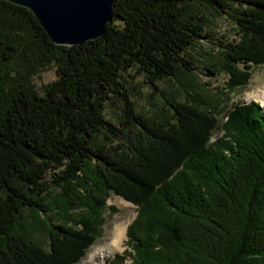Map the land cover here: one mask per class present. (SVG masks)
<instances>
[{"label": "trees", "instance_id": "obj_1", "mask_svg": "<svg viewBox=\"0 0 264 264\" xmlns=\"http://www.w3.org/2000/svg\"><path fill=\"white\" fill-rule=\"evenodd\" d=\"M212 17L237 31L203 65L229 93L264 65V0H115L103 36L72 47L0 0V264H77L111 193L137 214L129 251L109 264H264V109L234 105L210 144L217 98L166 94L150 116L123 81L135 69L158 94L160 81L196 77L190 52L213 45ZM117 98L118 125L103 114ZM37 227L48 250L28 235Z\"/></svg>", "mask_w": 264, "mask_h": 264}, {"label": "rangeland", "instance_id": "obj_2", "mask_svg": "<svg viewBox=\"0 0 264 264\" xmlns=\"http://www.w3.org/2000/svg\"><path fill=\"white\" fill-rule=\"evenodd\" d=\"M210 32L209 39L213 43L209 46L205 42L203 45L198 46L190 53L192 54L195 61V76L196 77H180L178 80L175 79H165L158 83L161 93L154 94L151 87L147 84L145 77L142 74L137 73L135 69L127 71L123 75V81L125 87L129 92L131 101L134 103V107L137 113L145 115H155L161 112L163 106V97L168 95H174L176 92L186 90L193 94L194 98L205 97V93H210V96L217 98L218 110L215 111V118L217 120V127L213 130L210 136V144L220 140L224 137V132L221 129L222 124L226 121V111L230 110L234 105L248 104L251 102L257 103L262 109L264 106L257 101L246 100V94H252L264 88V65L254 66L251 70V78L249 82L243 87H237L232 92H227L224 88V75L210 76L203 68V65L207 63V59L212 54L209 50L211 48L218 49L217 46L222 44L230 43L235 40L236 33L233 24L226 17H221L220 19H210V24H207ZM207 47V48H206ZM220 48V47H219ZM208 52V56L206 53ZM215 54V52H213ZM216 56L218 54H215ZM208 57V58H207ZM56 79V73L54 68H48L46 71L38 74L32 79L33 84L37 89H40L43 85ZM199 89H202L204 93L202 94ZM122 112V104L120 99L117 98L112 102H108L104 109V117L107 120L115 123L118 122V117ZM107 209L103 214V224L100 229L99 236L95 239L94 243L88 248L83 258L77 263L82 264L84 258L98 250L108 238H110L111 233L116 225H125L126 227L132 223L136 217L137 208L130 202L124 200L122 197L117 196L113 193L110 194L106 201ZM26 221L30 219L28 212H23ZM127 229V228H126ZM30 238L37 241L41 247L48 250L49 240L46 232H44L40 227H37L33 232L28 234ZM128 237L125 233V239L123 242V249L117 252L115 255L109 256L104 264H109L115 256L123 255V252L129 251L127 247ZM124 259V258H123ZM131 259L125 257L123 264H130Z\"/></svg>", "mask_w": 264, "mask_h": 264}, {"label": "water", "instance_id": "obj_3", "mask_svg": "<svg viewBox=\"0 0 264 264\" xmlns=\"http://www.w3.org/2000/svg\"><path fill=\"white\" fill-rule=\"evenodd\" d=\"M27 9L50 42L79 46L101 38L115 0H4Z\"/></svg>", "mask_w": 264, "mask_h": 264}, {"label": "bare ground", "instance_id": "obj_4", "mask_svg": "<svg viewBox=\"0 0 264 264\" xmlns=\"http://www.w3.org/2000/svg\"><path fill=\"white\" fill-rule=\"evenodd\" d=\"M245 98L248 101H257L264 106V88L252 94H246ZM126 228L125 225H116L110 238L99 246L98 250L88 254L82 264H104L109 256L122 251Z\"/></svg>", "mask_w": 264, "mask_h": 264}]
</instances>
